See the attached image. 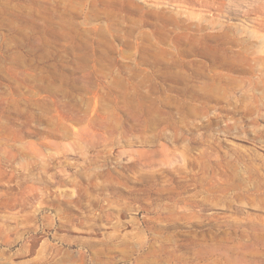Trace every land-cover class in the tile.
I'll list each match as a JSON object with an SVG mask.
<instances>
[{
	"label": "rangeland",
	"instance_id": "obj_1",
	"mask_svg": "<svg viewBox=\"0 0 264 264\" xmlns=\"http://www.w3.org/2000/svg\"><path fill=\"white\" fill-rule=\"evenodd\" d=\"M0 264H264V0H0Z\"/></svg>",
	"mask_w": 264,
	"mask_h": 264
}]
</instances>
